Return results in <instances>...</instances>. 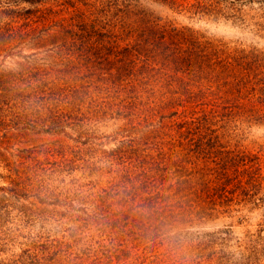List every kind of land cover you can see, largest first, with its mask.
Instances as JSON below:
<instances>
[{
	"label": "rangeland",
	"instance_id": "rangeland-1",
	"mask_svg": "<svg viewBox=\"0 0 264 264\" xmlns=\"http://www.w3.org/2000/svg\"><path fill=\"white\" fill-rule=\"evenodd\" d=\"M102 1L117 2L114 10L122 7L134 11L140 33L150 24L172 30L175 36L193 35L194 44L206 45L208 53L218 52V47L224 46L264 53V0ZM99 5L98 0H0V73L4 72L13 84L18 83L15 87H27L31 91L38 80L37 72H41L40 84L45 90L42 96L49 98L51 89L45 83L62 79L68 67L56 52L57 43L54 46L50 40L72 18L76 24L90 21V13H95ZM73 34L80 44L82 38L78 36L77 26ZM106 41L107 46L117 45L115 38L107 37ZM135 41L134 37L129 39L131 43ZM94 54H86L88 62H79L76 69L79 76L87 78L90 73L99 72L96 67L91 69L95 65ZM76 55H80L78 50ZM113 59V55L109 56L111 62ZM111 73L115 71L111 70L106 78L109 85H113ZM256 73L264 78V64L251 67L238 79H230L232 90L224 81L217 82L220 86L214 88L215 103L222 106L216 117L218 134L223 135L224 145L234 143L233 146L248 151V157L255 159L253 162L257 161L256 180H248L246 175L240 184L233 180L224 188L216 186L218 204L211 206L213 210L171 219L159 230L155 226L143 230L139 222L124 221V236L117 233L119 237L115 241L117 230L104 232L102 227L106 222L112 224L122 218L99 220L95 211L99 212L97 206L108 207L102 203L103 199L113 195L114 182L131 167L122 154L109 157L122 139L119 136L118 142L113 139L116 124L109 120L111 115L93 116L87 122L81 121L84 125L79 127V117L70 118L68 112L62 116L65 104L55 109L53 119L71 126L59 134L42 131L30 135L18 147L57 150L62 142L68 141L74 146L72 151L78 153L68 154L67 158L74 161L64 167H54L52 157L43 156L42 160H49L41 161L25 174L21 186L0 180V264H264V96L257 103L256 114L248 112L244 120L236 119L234 126L230 127L229 123L224 128L225 120L221 116L236 97L232 92L239 87L238 80L245 84ZM22 77L27 81L22 82ZM126 82L124 78L120 88ZM86 85L88 104L82 106L83 110L93 97L107 94L104 90L100 92L97 84L87 81ZM99 85L104 89L107 86ZM53 91L59 92L56 96L61 94L59 86ZM116 91L112 90L107 100H112ZM76 95L81 97L77 91ZM229 98L232 99L227 102ZM49 101L43 102V110L52 106L53 102L48 104ZM247 103L250 105V101ZM116 208V205L112 207ZM101 221L104 222L100 224Z\"/></svg>",
	"mask_w": 264,
	"mask_h": 264
},
{
	"label": "trees",
	"instance_id": "trees-1",
	"mask_svg": "<svg viewBox=\"0 0 264 264\" xmlns=\"http://www.w3.org/2000/svg\"><path fill=\"white\" fill-rule=\"evenodd\" d=\"M98 2L99 8L90 13V21L76 24L72 18L61 33L50 40L54 46L57 43L56 52L68 67L62 79L45 83L51 89L49 98L42 96L45 90L40 84L41 72H37L38 80L31 91L27 87H15L18 83L13 84L4 72L0 73V180L21 186L25 174L41 161L49 160L41 159L46 155L52 157L54 167L68 166L74 161L67 156L78 151H72L74 146L68 141L62 142L57 150L18 147L30 135L42 131L59 134L71 126L53 119L55 109L61 105L65 104L62 116L68 112L70 118L79 117V127L88 117L111 115L109 120L116 124L113 139L116 142L118 136L122 139L109 157L122 154L131 167L114 182L113 195L106 198L111 201L103 199L102 203L108 207L97 206L99 212H95L99 220H110L113 216L122 218L120 222H106L102 227L104 232L117 230L115 241L118 234L124 236V221L139 222L143 230L154 226L159 230L171 219L213 210L211 206L218 204L216 186L224 188L233 180L240 184L246 175L248 180H256L257 161L253 162L255 159L248 157V151L233 146L234 143L224 145L223 135L218 134L216 117L222 106L215 103L214 88L220 86L217 82L224 81L223 84L232 90L229 80L238 79L253 66L261 67L264 53L214 44L212 47L217 46L220 51L208 53L206 45L194 44L193 35L175 36L172 30L165 31L150 24L140 33L134 11L122 7L114 10L117 2ZM76 26L82 38L80 44L73 34ZM107 37L115 38L117 45L107 46ZM133 37L136 41L129 42ZM77 50L80 55H76ZM87 53H95L96 59L92 60L95 65L91 69L96 67L99 72H92L86 78L79 76L76 69L80 61H89ZM76 60H79L77 65ZM111 70L115 71L111 73L113 85L106 81ZM124 78L126 85L120 88ZM253 79L245 84L238 80L239 87L232 92L236 97L229 110L221 114L224 128L229 123L230 127L234 126L236 119L244 120L248 112L256 114L257 103H261L264 96V78L256 73ZM87 81L97 84L98 90L107 94L93 97L83 110L82 106L88 104ZM79 83H82L80 89ZM100 83L107 85L106 88ZM58 86L61 94L56 96L59 92L53 90ZM112 90H117L112 97L114 102L107 100ZM48 100V104H53L43 112V102ZM121 120L122 125L119 124ZM20 136L22 138L17 140ZM114 205L117 206L115 210L112 209Z\"/></svg>",
	"mask_w": 264,
	"mask_h": 264
}]
</instances>
